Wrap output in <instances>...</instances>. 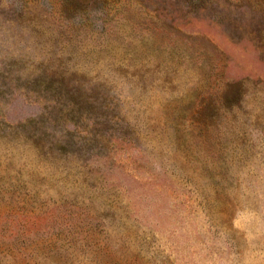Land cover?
<instances>
[{"label": "rangeland", "instance_id": "1", "mask_svg": "<svg viewBox=\"0 0 264 264\" xmlns=\"http://www.w3.org/2000/svg\"><path fill=\"white\" fill-rule=\"evenodd\" d=\"M0 264H264V0H0Z\"/></svg>", "mask_w": 264, "mask_h": 264}]
</instances>
